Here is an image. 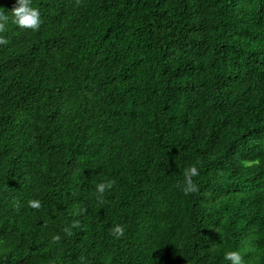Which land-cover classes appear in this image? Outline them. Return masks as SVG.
Here are the masks:
<instances>
[{
  "label": "trees",
  "instance_id": "trees-1",
  "mask_svg": "<svg viewBox=\"0 0 264 264\" xmlns=\"http://www.w3.org/2000/svg\"><path fill=\"white\" fill-rule=\"evenodd\" d=\"M32 3L0 0V264H264V0Z\"/></svg>",
  "mask_w": 264,
  "mask_h": 264
},
{
  "label": "clouds",
  "instance_id": "clouds-1",
  "mask_svg": "<svg viewBox=\"0 0 264 264\" xmlns=\"http://www.w3.org/2000/svg\"><path fill=\"white\" fill-rule=\"evenodd\" d=\"M17 7L11 11L12 22L20 29H31L37 31L42 23L41 13L37 7L33 6L32 0H17ZM9 17L0 8V33L5 31V26ZM7 39L0 35V45L7 44ZM250 162L245 161V166H248ZM199 176V169L197 166H190L184 172V181L180 185L184 194H191L198 190L194 177ZM113 186L112 181L100 182L96 185V191L103 195L106 190L111 189ZM29 207L32 209L41 208V201L38 199H32L28 202ZM112 235L119 239L124 236V226L117 224L112 230ZM54 240H60V236L54 237ZM223 259L227 264H245L244 256L239 250L226 251L223 254Z\"/></svg>",
  "mask_w": 264,
  "mask_h": 264
}]
</instances>
